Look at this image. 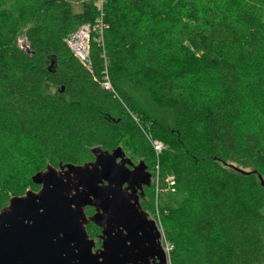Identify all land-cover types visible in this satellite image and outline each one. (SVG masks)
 <instances>
[{
	"label": "trees",
	"instance_id": "16d2710c",
	"mask_svg": "<svg viewBox=\"0 0 264 264\" xmlns=\"http://www.w3.org/2000/svg\"><path fill=\"white\" fill-rule=\"evenodd\" d=\"M82 27L85 62L67 44ZM1 122L0 207L39 188L12 151L59 169L121 148L160 180L170 264H264V0H0Z\"/></svg>",
	"mask_w": 264,
	"mask_h": 264
},
{
	"label": "water",
	"instance_id": "95a60500",
	"mask_svg": "<svg viewBox=\"0 0 264 264\" xmlns=\"http://www.w3.org/2000/svg\"><path fill=\"white\" fill-rule=\"evenodd\" d=\"M96 151H99L96 154ZM93 163L66 165L32 177L38 194L26 191L0 212V264H162L160 231L142 211L136 189L150 185L142 161L132 165L121 148L94 150ZM119 161V163L117 162ZM131 167V170L128 169ZM262 187L264 180L258 175ZM132 202L123 199V187ZM94 208L86 219L84 209ZM101 230V250L85 226Z\"/></svg>",
	"mask_w": 264,
	"mask_h": 264
},
{
	"label": "rangeland",
	"instance_id": "374dc122",
	"mask_svg": "<svg viewBox=\"0 0 264 264\" xmlns=\"http://www.w3.org/2000/svg\"><path fill=\"white\" fill-rule=\"evenodd\" d=\"M68 1L70 2L71 9L75 13H78V12L81 11L82 3L85 2V0H68ZM17 41H18V45L19 46H21L23 48H26V46H27L26 42L24 41V39L22 37L17 38ZM76 42H78V40L75 38L74 41L72 42V45L73 44L76 45L77 44ZM129 92L135 97V99L137 101L140 102V104L142 106L144 105L145 102H147V97L144 94H142L140 92H137V91H134L132 89L129 90ZM3 127H4V123L1 122L0 123V129H3ZM6 143L7 142L4 141V139L2 137H0V147L2 146V144H6ZM16 145L18 146L17 141H16ZM98 153H99V151H96V154H98ZM124 154H125V158L129 159L133 163L134 166L137 165L138 162L140 161L139 159H136L133 155H131L129 153H124ZM6 157L10 159V160L8 159V163H9V165H11V168L14 169L16 167L17 171L19 170V174H21V175H18L19 178L22 177V175H24L22 173L23 169L29 170L30 173L33 174V176L36 173H38V172H44L46 170L47 164L42 165L40 163H37L36 159L34 157H31L33 160H35V162H34L32 159L28 158V154H27L26 150H25V152L23 151V153L22 152H13L12 151V152L8 153L6 155ZM117 162L119 163V161H117ZM234 162H235L234 164L231 163V164H228V165L237 167V168H239L241 170H244L246 172L247 171L250 172V171L254 170V165L252 163H250L249 160L247 158H245V157L236 158V159H234ZM83 164H86V162H84ZM263 179H264V177H263ZM38 189L39 188H37L36 190H33L32 187L29 186V187H27L25 189L23 195L25 194L26 191H32V192L38 194V191H39ZM152 194H153L152 203L154 202V207H153L154 208V212L153 213H148L147 212L148 214L146 213V217H147V219L149 218L150 220H154L155 221V223H156V225L158 227V230L160 231V240H159L160 246L158 248H160L161 251H164L166 253L165 246L168 247V249H169L168 251H171L172 247L165 240V235H164L165 231L162 228L161 222H160L161 210L163 209L164 204L158 200V198H157L158 195H156L155 192H153ZM7 206H8V202L0 207V212L1 211H6L7 210V208H6ZM147 210H148V208H147ZM86 211L87 212H91V209L89 210V208H87ZM93 214H95V212ZM86 219L88 220L87 216H86ZM158 219H159V221H158ZM98 240H99L98 238H95V240H94V247L92 248V253H96L99 250H101V241L98 242ZM169 253L166 254V261H163L162 264H170L169 263V257H168Z\"/></svg>",
	"mask_w": 264,
	"mask_h": 264
},
{
	"label": "built area",
	"instance_id": "2783aa9c",
	"mask_svg": "<svg viewBox=\"0 0 264 264\" xmlns=\"http://www.w3.org/2000/svg\"><path fill=\"white\" fill-rule=\"evenodd\" d=\"M98 6L101 9L103 0H97ZM101 28V26H100ZM77 39L78 42H76L77 44H73L72 42L74 41V39ZM88 41H89V28L88 27H82L80 28L77 32H75L68 40H67V44L70 47V49L73 51V53L79 58V60L81 62H85L87 60V52H88ZM107 79V77H105ZM105 89H109L110 88V84L108 83V81H106L103 84ZM153 151L159 152L162 149V146L160 143L158 142H152L151 143ZM165 188L166 189H171L174 186V179L172 176H168L165 178ZM151 183H153V187H154V192L156 193V195H158V192L161 190L160 188V180L157 176V174L155 175L154 179H152L151 177ZM159 221V219H158ZM168 247H165V251L166 253H168Z\"/></svg>",
	"mask_w": 264,
	"mask_h": 264
},
{
	"label": "flooded vegetation",
	"instance_id": "af4514ba",
	"mask_svg": "<svg viewBox=\"0 0 264 264\" xmlns=\"http://www.w3.org/2000/svg\"><path fill=\"white\" fill-rule=\"evenodd\" d=\"M131 163H132V162H131ZM132 165H133V163H132ZM132 167H133V166H131V167L128 166V169L131 170ZM146 171H148L147 168H146ZM39 188H40V187H39ZM38 190H39V189H38ZM146 190H147V189H146L145 186L136 189L135 196H137V198H138L137 201H138V204H139L140 208H141V203H142L143 199L145 198V191H146ZM121 194H122L123 199H128L130 202H132V200H133V197H131V194H132V193H131L129 190L126 189V186L123 187V192H122ZM87 208L91 209V214H90V215H87V214H86L87 218L89 219L90 216L94 213V208H92V207H86V208L84 209L85 213H86V209H87ZM141 210H142V209H141ZM142 211H143V210H142ZM92 212H93V213H92ZM144 212L147 213V211H144ZM147 214H148V213H147ZM98 239H99V235H98ZM99 240H100V239H99Z\"/></svg>",
	"mask_w": 264,
	"mask_h": 264
},
{
	"label": "clouds",
	"instance_id": "9594fccd",
	"mask_svg": "<svg viewBox=\"0 0 264 264\" xmlns=\"http://www.w3.org/2000/svg\"><path fill=\"white\" fill-rule=\"evenodd\" d=\"M151 175V174H150ZM150 184H151V178H150ZM157 226V225H156ZM158 228V227H157ZM166 247V246H165ZM168 253H169V251H168ZM168 253H166V254H168Z\"/></svg>",
	"mask_w": 264,
	"mask_h": 264
}]
</instances>
